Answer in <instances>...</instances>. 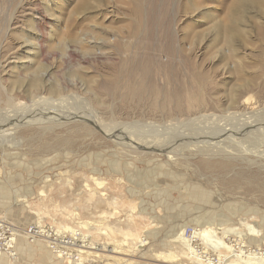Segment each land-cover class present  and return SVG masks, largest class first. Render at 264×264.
<instances>
[{
  "label": "rangeland",
  "instance_id": "rangeland-1",
  "mask_svg": "<svg viewBox=\"0 0 264 264\" xmlns=\"http://www.w3.org/2000/svg\"><path fill=\"white\" fill-rule=\"evenodd\" d=\"M231 1L0 0V86L6 88H0V108L9 94L29 104L31 96L59 93L68 105L84 98L106 121L136 127L247 111L241 103L249 95L254 109L263 108L264 0H248L230 32L224 27ZM228 32L235 37L231 44ZM33 80L39 91L29 89ZM181 96L199 102L177 107ZM45 125H12L14 133L0 147V184L9 189L0 222L19 232L15 254L0 250L6 264H76L79 250L80 264H200L186 254L184 227H217L233 246L243 235L245 254L264 248L261 141L233 142L234 158L187 148L175 150L171 160L128 151L82 122ZM204 212L210 221L200 216ZM35 226L42 233L34 239L26 232ZM130 230L144 234L134 240L125 236ZM82 233L85 243L78 239ZM63 236L72 244L60 242ZM144 236L150 243L141 251L127 248ZM48 237L60 246L53 250ZM193 242L205 244L200 237ZM207 248L226 251L211 241Z\"/></svg>",
  "mask_w": 264,
  "mask_h": 264
},
{
  "label": "bare ground",
  "instance_id": "bare-ground-1",
  "mask_svg": "<svg viewBox=\"0 0 264 264\" xmlns=\"http://www.w3.org/2000/svg\"><path fill=\"white\" fill-rule=\"evenodd\" d=\"M250 5H251V1L249 2L248 0H232L231 3L229 4V11H230L228 15L229 25L225 23L227 25H225L224 30L227 31L229 29L231 30L230 32H232L235 27L234 24H236L237 20L239 21L237 17L243 12L242 9ZM255 5H257V3ZM234 39H235L234 34L230 33L227 35L225 42L231 44L233 43ZM33 86H35L36 88ZM31 87H33L34 89H38L37 91H39L40 89V87L37 88L38 85L36 83V80H33L29 84V89ZM0 88L2 89L1 86ZM3 89L6 90L5 87H3ZM54 91L57 92V90ZM132 92L136 94L137 91L134 92L132 90ZM55 94H57L56 98H54L53 96L46 97L45 95L31 96L30 98L32 102L29 104H27L25 101H13L12 96L9 94L6 100L7 102L6 107L4 109L0 108V147L5 148L6 142L9 139L10 134L14 133L13 129L16 128L15 127L12 128L11 127L12 125L17 124V127L20 128L26 125L29 126V124L30 125L37 124L38 126H43V124L46 123L48 125H45L44 127L53 128L56 126H62V124H67L69 122H76V121L82 122L83 127L91 131L98 129L106 133L107 135H110L113 141L117 143V145H123L125 149L129 148L128 151H142L144 153H154V152L163 153V154H167V157L171 160L173 159L172 154L173 155L175 154V150L176 153L183 154L185 153L187 148H189L188 151H193L196 149L197 152L199 151L204 152L203 150L205 149L211 152L217 151V153H222L227 157L234 158L235 155L233 156L231 154L234 153L232 152L233 150L228 149V147H230L233 144V142L235 143L236 146L237 145L240 146L238 143L242 141H249L252 143L261 141L262 143H264V107L254 109L256 108V106L253 104V97L251 95L246 97L244 102L241 103L243 104V107L245 109L250 108L247 111L231 110L229 112L221 113V114H218L216 112H212V113L204 112L198 114L197 116L195 115L189 119L176 118L174 120L172 119L171 121H164L162 123L155 121H147L145 123L139 124V126L136 127L132 124H127L122 121H114V120L106 121L104 118H102L99 115L98 110L92 107L89 101L84 98L79 99L77 98V96H75L76 102L72 103L71 105H68L69 103L67 100V96L64 95L65 97H63L62 94L59 93H55ZM174 95L173 97H175ZM182 98L183 97L181 96L180 102L177 103V107L181 106V104L185 102H187L188 105H192L194 102L197 103L199 102V100L197 99L198 97L196 96H193L191 97L190 100L184 102L181 101ZM25 105H28L26 110L22 109V107H24ZM9 123L11 124L9 125ZM120 140H122L123 142H119ZM243 152H245V150ZM239 156H242V154ZM242 161L244 160L242 159ZM92 177L98 186H102L103 181L98 180L94 176ZM193 191L194 190H192V194ZM5 192L6 191L3 190L0 191V199H2L1 195L4 194L3 200H6L5 197L7 195L5 196ZM10 227L13 230L12 233L13 238L11 237L8 243L13 245V248H11L9 253L15 254V253H11V251H15V247L17 244L15 240L16 241L18 240L19 232L15 226L14 227L10 226ZM34 229L35 231L33 232V234L31 233L32 234L31 236L34 235L33 236L34 239L39 238L36 236L38 235L40 236L42 231L37 226H35ZM186 230L185 227L182 229L181 236L184 237ZM193 230H194V234L192 238L190 237L186 239L188 244V250L186 254L188 257L193 258V260H196L197 263L264 264V253L260 252L262 248L260 249L258 247L259 248L258 251L250 250L249 253L245 254L244 250L246 251L247 249L243 248L244 246H246L245 244L246 240L243 235L239 237L238 239L239 243H237L236 246H233L227 244V242L224 239L225 236L223 234L218 233L219 230L217 227H212V226L211 227L206 226L204 228L193 227ZM26 234H28L29 236V231L26 232ZM72 234L75 235L77 234V232L75 233V230L72 229ZM49 235L52 236L51 232H49ZM197 237L202 238L203 241L205 242V244H203V246H201L200 248L197 247L199 244L196 245L194 244V242H192V239L193 238L197 239ZM210 237H212V239ZM50 239H51L50 247L51 244H53L52 246L53 250L60 246L57 240H55L54 238H50ZM78 239L80 240V243L81 242L85 243L86 236H84V234L82 233V235L80 234ZM209 241H211L212 243L214 242L222 249L226 250L225 253L220 254L216 252H210L211 250L209 251L208 249L209 247L207 248V244ZM60 242L72 244L73 240H71L70 242V240L67 239L66 236H63L61 237ZM148 243L150 242L147 240V237L144 236V238H142L140 242L133 245H128L127 248H129V250L132 252L139 250L141 251L144 247H146V245H148ZM108 251L115 253V252H121L123 251V249L118 247L117 248L111 247L110 249H108ZM3 252H8V251L5 250ZM1 253L2 252H0V254ZM77 255L78 258L75 260L76 264L83 263L85 258L82 255V251L79 250ZM212 255H215V260L211 258Z\"/></svg>",
  "mask_w": 264,
  "mask_h": 264
},
{
  "label": "built area",
  "instance_id": "built-area-1",
  "mask_svg": "<svg viewBox=\"0 0 264 264\" xmlns=\"http://www.w3.org/2000/svg\"><path fill=\"white\" fill-rule=\"evenodd\" d=\"M34 231H35L34 227L30 228L29 229V232H30L29 234L32 235ZM12 233H13V230H12V228L9 225H7L4 222H0V250H4L5 249L6 251L10 252L11 248H13V245L8 243L9 240L11 239V237L13 238ZM185 234L189 238L190 237L192 238V236L194 234L193 227H191V228L188 227L186 232H185ZM193 241L196 242V239L193 238L192 242ZM11 252H13V251H11ZM262 252H264V248L262 249Z\"/></svg>",
  "mask_w": 264,
  "mask_h": 264
},
{
  "label": "crops",
  "instance_id": "crops-1",
  "mask_svg": "<svg viewBox=\"0 0 264 264\" xmlns=\"http://www.w3.org/2000/svg\"><path fill=\"white\" fill-rule=\"evenodd\" d=\"M2 186H4V184H0V191H6L5 192V196L7 195V191L9 190L8 189V187H7V185L6 186H4V187H7V189H5L4 187H2ZM2 196V199H0V200H2V201H0V204H5V206L6 205H8L9 204V202H7V203H5L6 201H8V200H3L4 199V194L3 195H1ZM7 197H8V195L5 197V199H7ZM10 197H11V194H10ZM14 198H16V196L14 197ZM13 198V199H14ZM11 199V198H10ZM200 214V213H199ZM208 215H209V213L208 212H204L202 215H200L204 220H205V222L206 221H210V219H207V217H208ZM175 228H176V226H175ZM174 228V229H175ZM255 229V228H254ZM255 230H257V229H255ZM145 231H147L148 233H150L151 231L149 230V229H147V230H145ZM144 231V232H145ZM229 232H233V230H228ZM234 232H236V231H234ZM256 232V231H255ZM134 234V235H133ZM141 234H144L142 231H138V230H130L129 231V233H126V237H128V236H134V240H137L138 238H139V236L141 235ZM147 234V233H146ZM179 234V232L177 233V235ZM149 235L150 234H147V236L149 237ZM151 237V236H150ZM136 238V239H135ZM129 240V239H128ZM127 240V241H128ZM18 241V240H17ZM21 241V240H20ZM25 245L26 244H24V248H20L19 249V251L20 252H24V249H25ZM16 247H17V245H16ZM5 258L6 257H4L3 259H1V257H0V264H6V262H5ZM9 264V263H8Z\"/></svg>",
  "mask_w": 264,
  "mask_h": 264
}]
</instances>
